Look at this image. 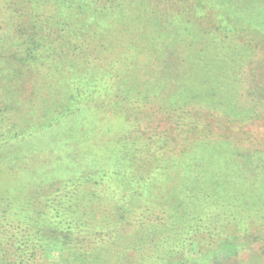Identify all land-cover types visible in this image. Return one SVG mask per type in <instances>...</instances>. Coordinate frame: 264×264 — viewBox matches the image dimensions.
Instances as JSON below:
<instances>
[{"label": "trees", "instance_id": "16d2710c", "mask_svg": "<svg viewBox=\"0 0 264 264\" xmlns=\"http://www.w3.org/2000/svg\"><path fill=\"white\" fill-rule=\"evenodd\" d=\"M87 1L98 5L97 8L100 10L109 5V1ZM216 1H202V5L212 9L211 4H213V7L218 9V16L215 18L220 22L225 16L221 14ZM57 2L60 6L70 8L75 4V0L67 2L57 0ZM81 2L83 3L81 7H86V1ZM257 2L252 3L254 4L250 7L252 11L245 12L247 16L244 20L248 23L252 22L249 26L255 31L258 30L259 44L264 50V7L259 8ZM30 8H33L32 0H0V48L2 41L16 38L11 35V29L13 24H16L15 21L20 20V12L26 18L23 24L17 25L14 29L17 31L14 32L15 35L23 38L21 42H17L18 49L5 55L1 53L6 58L4 62L0 61L2 124L5 120H10L8 109L12 104L6 94L13 88L21 89L23 85L28 86L32 94L39 88L37 86L40 88L49 86L50 78H44L39 83L34 81L33 70L39 68L44 72L50 71L55 65L53 56L63 49L51 41V34L44 29L40 13L31 17L28 11ZM3 9L5 13H1ZM91 19L89 17L84 23L90 22ZM83 25L70 30L67 20L62 22L57 20L54 23L58 33L64 32L70 41H79L77 47L79 50L88 45L83 42L86 33ZM223 27L220 29L223 31H219L218 36L223 39L229 38L227 34L232 36V31L227 28L226 30V26ZM102 32L96 31V34ZM209 33H215V30ZM200 51L203 53V49ZM262 55L261 61L264 63V54ZM56 56L55 58L58 59L59 56ZM124 58L125 61L120 57L116 58L117 62L110 65L112 68L110 72L108 71L110 68L104 69L105 71L99 70L101 74L108 72L103 74L108 76L107 78L99 75L94 81L71 83L72 90L68 91L64 104L58 103L59 107L52 112L53 114H45L42 116L43 121H37V126L27 133L30 138L25 139V145L32 146L44 135L61 133L64 129L70 130L72 124L87 121L90 112L100 104L101 100L110 99L113 86L110 81L114 84L122 69H125L126 61L130 60V57ZM205 69L210 70L209 67ZM19 79H25V82ZM228 80L223 79V82L203 80L198 83L185 78L186 89L183 92L187 95L181 94L175 88L169 91V95H164L167 96L165 101L169 97L173 100L166 103L168 109L160 112L161 117L168 123V126L162 130L157 125L160 113L152 118L146 117L148 123L138 124L139 119L145 114L144 109L142 110L140 104H137V107L132 105L133 119L135 113H139L140 116H137V120L132 124L130 134L124 133L120 136V140L117 139L120 148L113 158L106 160L97 158L95 161L93 158L84 159L75 155L74 147L77 145L74 144L78 141L77 134L65 131L59 146L52 149L48 159L43 157L42 150V153L33 154L31 159L28 157L30 155H27L7 163L13 171L10 177L13 181L10 185L5 184L0 190V264H170V260L174 257L180 262L187 261L189 264H230L229 260L228 263H215V256L219 252L217 243L222 239L221 234L229 230L228 228L236 232L233 236L237 241L238 255L239 250L244 248L243 242L249 240V236H253L252 222L245 220L251 219L254 215L252 206L255 205L256 200H260V204H263L261 209L257 210L264 220V147H260L259 144L245 149L236 147L232 141L238 134L237 131L249 126H257L254 122L259 125L258 131L244 134L253 139L260 134L264 135V93L257 99L263 111L257 112L256 109H252L250 113L246 108H238L243 96V89L240 90L239 85L237 89L234 88L227 93L216 92V90L228 89L231 86ZM23 88L28 90L26 87ZM162 90H165L164 87ZM261 90L264 92V85ZM118 97H121L123 103L125 96ZM118 102L121 103V100L119 99ZM246 121H250L251 124L243 127L241 123ZM225 124L235 129L227 128ZM81 125L83 124L77 125V128ZM75 128L76 125L71 129L75 131ZM94 129L93 133L88 130L81 135L84 129L77 133L82 137L94 139L97 128ZM22 136V133H5L2 136L4 139L0 138V149L15 145ZM209 138L216 140L212 141L215 143L204 147L208 142L204 139ZM81 144L83 145L84 141L81 140ZM243 156L250 160L249 166L239 168ZM29 160L30 169H27ZM56 163L62 167H56ZM7 166H3L2 169L7 170ZM145 168L151 169L147 178H145ZM63 170L64 174L61 173ZM163 175L172 181L168 193L169 196H173L172 201L176 200L175 203H169L166 218L174 222L179 213L182 217L186 214L188 222L194 224L193 228L201 231V224L205 227V223L212 224L215 226L214 230L216 229L214 233L220 235H106L107 229L102 230L88 222L92 214L91 208L102 202L99 197L103 195L112 202L110 207L115 217L113 222L122 218L117 225H123L129 219V214H132V211L126 212L124 209L125 202L140 200L145 204L156 180L158 179L161 184L160 178ZM2 179L0 174V180ZM45 183L52 190L42 192L41 189H37ZM116 187L122 195L121 201L114 199L113 192L115 193ZM195 202L200 203L199 210H194L197 205ZM179 204H186L182 212ZM190 204L192 206L187 210ZM208 208H212L211 211H208ZM225 208L238 211L245 209V216L242 217L244 221L232 222L236 219L234 215L228 220L229 224L216 219L207 220L213 210L219 213ZM138 209L139 207H136L134 212ZM200 216H203V219H200ZM258 226L260 231L264 222ZM254 238L255 241L260 239L259 236ZM173 241L176 249L173 245L168 246ZM194 241L197 244L196 253L186 255V248ZM258 244L253 252L263 251L260 255V264H264V239L261 238ZM163 246L167 249H163ZM247 248L249 246L243 251ZM166 250L170 255L172 254L170 257L162 253L168 252ZM48 251L57 256L46 258Z\"/></svg>", "mask_w": 264, "mask_h": 264}, {"label": "rangeland", "instance_id": "374dc122", "mask_svg": "<svg viewBox=\"0 0 264 264\" xmlns=\"http://www.w3.org/2000/svg\"><path fill=\"white\" fill-rule=\"evenodd\" d=\"M64 1L67 2L68 0ZM81 1L84 0H75L74 6L70 8L64 5L60 6L57 0H32L33 8L28 10L29 14L33 17V15L40 13L44 29L51 34V41L63 49L53 56L52 60L55 65L50 68V71L44 72L39 68L33 70L34 81L39 83L44 78H50L49 86L46 88L37 86L39 88L32 94L31 89L23 85L21 89L13 88L6 94L7 99L12 104L8 109L10 120H5L2 124L3 116L0 115V138L4 139L2 136L8 132L22 133L23 136L15 145L7 149H0V163H3V165L0 164V174L3 177L0 180V190L5 184L10 185L13 181V178H10L13 171L10 170L7 163L27 155H30L28 157L31 159L33 154L42 153V150L43 157L48 159L52 149L59 146L65 131H72L77 134L78 141H75L74 144L77 145L74 147L75 155L84 159L93 158L95 161L97 158L100 160L113 158L114 155L118 154L120 148L119 143L116 142L117 139L120 140V136L124 133L130 134L132 124L137 120V116H140L139 113H135L133 119L131 106L137 107L136 105L140 104L145 114L137 123H148L145 120L146 117L151 116L152 118L168 109L166 103L173 98L169 97L165 101L167 96L164 95H169L171 89L175 88L181 94H186L183 92L186 89L185 78H190L198 83L203 80L223 82V79H229L231 86L225 90H216V92L227 93L240 86V90L243 89V96L238 108H246L250 113L252 109H256L257 112L263 111V107L259 105L257 99L260 94L264 93L261 90L264 85V63L261 61L264 53L261 52L264 50L259 44L258 30L255 31L251 28L249 25L252 22L248 23L244 17L247 16L245 12L252 11L250 7L254 5L253 2L258 1L257 6L263 8L264 0H217L216 4H219L221 14L223 17L225 16L224 20L221 19L220 22L219 20L217 22L215 18L218 16V9L213 7V4H211L212 9L203 7L202 1L206 0H99L109 1V5L101 10L97 8L98 5H93L87 0H85L86 7L82 8L83 3ZM1 13H5V10L3 9ZM20 14V20L17 19L16 21H19H15L16 24H13L11 29V35L16 38L10 35L12 39L1 42L0 61L2 62L6 59L3 55L17 50V42L23 40L14 33L17 32L14 30L15 27L23 24L26 19L22 12ZM89 17L92 18L91 21L84 23L88 21ZM57 20L58 22L67 20L70 30L76 29L84 23L83 27H85L86 33L83 42L88 43V45L79 50L77 48L79 41H70L66 36L67 34L58 33L54 26ZM223 26L232 31V36L226 33L229 36L227 39L218 36L219 31H223L220 30L224 28ZM64 29L66 30V28ZM214 30L215 33H212ZM96 31H103V34H96ZM18 38H20L19 41ZM202 49L203 53L200 51ZM118 57L123 61H125L124 57H130V60L126 61L125 69H122L114 84L109 79L113 85L110 99L101 100L100 104L90 112L87 121L72 124L70 130L64 129L61 133L44 135L37 140L38 143H34L32 146L25 145V139L30 138L27 133L37 126V121H43V115L53 114L52 112L59 107L60 103L64 104L68 91L72 90L71 83L94 81L99 75H102V78H107L108 76H103V74H108V72L101 74L99 70L110 68L108 70L110 72L112 69L110 65L115 64ZM239 66L241 67L240 71ZM204 67H209L210 70L207 71ZM19 81L25 82V79H19ZM23 87L30 91L24 90ZM162 87H164V91ZM122 95L125 96L123 103L121 97H118ZM119 99L121 103L118 102ZM79 124L83 125L77 128ZM241 124L245 127L251 123L246 121ZM254 124L259 126L257 122ZM74 125H76L75 131L71 129ZM157 125L161 130L168 126V123L161 117V113ZM227 125L229 124H225L227 128L235 129V127ZM233 125L237 126L236 123ZM62 126L65 125L62 124ZM257 126H249L237 131L238 134L232 140L234 145L245 149L256 147L259 144H261L260 147H264L263 134L254 139L244 134L249 133V131L252 133L258 131L259 127ZM94 127L97 128L94 139L82 137L77 133L83 129L81 135L88 130L93 133ZM81 140L84 141L83 145ZM204 141H208L204 146L206 147L215 143L212 141L216 140L209 138L204 139ZM198 145L196 144V146ZM249 161L248 157H241L239 168L248 167ZM48 164L49 161L47 160ZM29 165L30 160L26 166L27 169H30ZM3 166H7V170L2 169ZM56 167L60 168L62 165L57 164ZM145 170V178H147L151 169L145 168ZM64 172V170L61 171L63 174ZM160 182L161 184H159L158 179L156 180L152 191L149 192L151 193L150 197L146 198L147 200L144 202L145 204H142L140 200L125 202L124 209L126 212L132 211V214H129V219L123 225H117L122 218L113 222L115 217L111 212L112 202L103 195L99 197L103 203L101 202L91 208L92 214L88 222L97 225L102 230L107 229L106 235H220L214 233L216 229L214 230L215 226L212 224L205 223L207 230L204 224H201V231L193 228L194 224L188 222L189 220L185 217L186 214L182 217L179 213L174 222L170 218H166L169 203H175L176 200L172 201L173 196H169L168 193L172 181L163 175ZM37 189H41L42 192L52 190L51 187L47 186V183ZM113 195L115 200L121 201L122 195L118 192V188L115 193L113 192ZM259 201L256 200L255 205L252 206L255 211L254 215L251 219L245 220L252 222L251 235H253L249 236V240L246 241L248 243L243 242L244 248L249 246L245 250L247 252L243 251V248L239 250L237 255V241L233 236L236 232H232L228 228L229 230L221 234L222 239L217 243L219 252L215 256V263H228L229 260L230 264H242L245 261L248 264H260V255L263 251L253 252L259 246L258 243L261 238L264 239V226L260 231L258 226L264 222L260 211L258 212L263 205ZM195 203L197 205H195L194 210H199L198 205L200 203ZM118 204L122 203L119 202ZM179 205L181 212L185 210L186 204ZM191 206L190 204L187 210H190ZM136 207L139 209L134 212ZM211 209L208 208V211ZM244 211L245 209L238 211L225 208L217 213L213 210L207 220L216 219L229 224L228 220H231L232 215H234L236 219L232 222L244 221L242 219L245 216ZM123 217L127 218L126 216ZM200 219H203V216H200ZM255 236H259L260 239L255 241ZM169 245H173L176 249L174 241L170 242ZM196 246L194 241L190 247L186 248V255L195 254ZM163 249H167V247L163 246ZM162 253L169 257L172 255L169 251ZM55 255L48 251L46 258ZM172 259L170 264H189L187 261L180 262L176 257Z\"/></svg>", "mask_w": 264, "mask_h": 264}]
</instances>
